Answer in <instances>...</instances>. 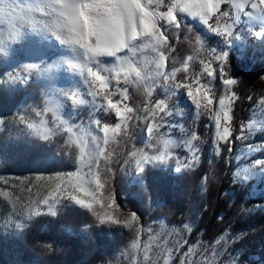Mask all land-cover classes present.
<instances>
[{
    "label": "snow or ice",
    "instance_id": "snow-or-ice-1",
    "mask_svg": "<svg viewBox=\"0 0 264 264\" xmlns=\"http://www.w3.org/2000/svg\"><path fill=\"white\" fill-rule=\"evenodd\" d=\"M55 15H53V0H0V51L11 43L21 40L26 30L46 33L55 38L60 44L68 47L73 55L63 61L27 63L22 65L15 73L6 74L0 83L28 84L34 78L46 79L50 74L60 68L62 64L77 72L84 81L86 91L56 90L51 94L42 95L45 107L36 111L31 105L21 112L8 117L0 118V128L8 124L21 129L26 134L49 141L55 135L65 137L66 145H74L76 151H68L74 163L75 170L66 173L37 175L35 180H29L32 187L39 189L43 186L46 194L38 196L32 206L26 210L28 219L33 215L47 214L56 216L55 205L61 200L68 199L79 207L88 210L99 224H116L131 229L136 224L135 239L131 248L134 256L131 264H173L179 256V264H185V257L192 251L188 248L182 255L180 248L183 245L176 241L169 246L167 233L154 234L151 225L141 224V216L135 211H129L125 219L117 218L120 205L116 200L114 181L118 172H124L126 167H132L143 178L149 166L168 164L175 158V171L185 173L202 163L198 147L193 141L200 138L193 132L190 138L182 141L163 140L164 150L156 149L150 154L143 149H138L132 144L126 155L114 158L112 144L123 133L131 143L129 129L133 120L143 119L146 124V133L150 138L156 130L165 125V117L171 116L168 100L176 97L180 92H186L195 105L196 118L201 110L210 113L211 127L214 128L215 154L221 155V145L227 153L224 163L230 167L233 161V149L236 141H254L257 134L264 132V124H258L255 118L249 120L247 125L241 121L239 135L233 139L235 129L232 126L233 105L240 96L234 91L239 81L229 74L228 51L209 48L198 34L184 21L181 15L198 18L207 29L223 39L225 44H230L233 39H238V26L242 17H247L264 22V0H54ZM227 5L226 8L222 7ZM75 10V11H73ZM86 10V15L94 23L86 26L77 20L79 12ZM150 18L144 21V15ZM190 45L195 44L193 51L200 55L206 52L207 56L200 59L202 66L201 76L209 80H219L223 87V95L218 97V107L210 95L211 89L207 84L200 83L199 76L191 78L192 82L177 81L178 72H188L189 63L194 56L188 55L181 67H175L176 61L172 58V68L169 70L171 54L176 50L169 36L175 38L176 43L181 42V34ZM256 39H264V28L253 31ZM102 57H115L116 63L105 66ZM190 79L186 77V80ZM264 80V76L260 78ZM115 82V91L111 87ZM123 84V87H121ZM129 87L142 91L147 102L142 110L129 106ZM157 88L163 89L164 98L153 102V94ZM120 99L113 101V96ZM51 96V98H49ZM56 96L64 97L74 107L91 103L96 111L110 113L113 122H103L100 118L91 116L87 127L83 123H72L60 117L61 103ZM91 97V101L84 97ZM250 102H255L252 95H248ZM258 107L264 113V96L258 101ZM34 111L37 116L52 114V127L49 121L42 119L40 124L26 119V113ZM142 111L143 115H138ZM25 113V114H22ZM163 114V115H160ZM177 111V115H179ZM157 117L161 123H156ZM58 121V122H57ZM168 127H176L168 124ZM183 130V129H182ZM185 146L188 155L183 159L169 149ZM248 153L264 150V143H251L246 146ZM212 164V160H208ZM251 169L264 170V160L252 161ZM241 171L244 173L240 175ZM249 169L232 173L233 182H241L240 178L248 179ZM208 180V174H203L201 183ZM19 178L11 183L16 186ZM0 183L9 185V179L0 177ZM144 184V190L147 191ZM107 188L108 195L105 196ZM31 192V188L28 189ZM5 195H7L5 193ZM103 209L104 211L97 210ZM47 209L44 213L42 210ZM264 208L262 204H255L250 211ZM13 213L17 214V205L12 204ZM23 214V213H20ZM16 228L24 230L27 225L22 220L10 218ZM222 220L223 217H220ZM155 222V221H154ZM86 228L91 225H85ZM188 227V225H184ZM175 231V229L173 230ZM191 231V229H189ZM142 237L147 240L141 244ZM163 239V243L157 241ZM224 241L222 253H228V241L224 237L217 239L219 245ZM186 244L187 241H184ZM175 254V255H174ZM217 253L213 251V256ZM107 264H112L109 260ZM230 264H239V257L231 260Z\"/></svg>",
    "mask_w": 264,
    "mask_h": 264
},
{
    "label": "rangeland",
    "instance_id": "rangeland-1",
    "mask_svg": "<svg viewBox=\"0 0 264 264\" xmlns=\"http://www.w3.org/2000/svg\"><path fill=\"white\" fill-rule=\"evenodd\" d=\"M22 2L28 3L30 0H22ZM222 7L226 8L227 5ZM180 19L187 21L186 23L196 32L195 34L201 37L207 47L215 48L210 43L213 37H218L223 41L221 37L210 32L198 18L181 15ZM243 19L251 24L260 22L247 17H242ZM262 23L264 24V22ZM185 35L187 33L182 32L180 43H176L175 38L169 36L176 49L171 54L169 70L172 68V58L176 61L175 67H181L187 60V56L193 55V61L188 62V72H178L176 80L192 82L191 78L199 76L200 83L207 84L211 89L210 95L218 107V97L223 95L221 82L218 79L209 80L206 76L200 75L202 66L199 61L206 57L207 53L202 52L197 55L193 51L194 42L190 45L184 40ZM249 42L255 46H261L264 39H256L255 36H252L249 40L241 38L238 41L243 45ZM72 55L73 53L68 47L60 44L48 34L26 30L21 40L9 44L3 51H0V80H3L9 72L15 73L24 64H39L41 62L51 64L54 61L70 58ZM101 62L105 66H111L116 63V60L115 57H102ZM229 74L235 78L232 72ZM186 77L190 79L186 80ZM56 90H79L83 93L86 91V86L83 78L77 72L70 70L66 64H62L46 79L34 77L26 85L19 82L0 83V118L12 116L30 105L36 111L42 112L45 107L42 95L54 93ZM111 90L115 91V82H113ZM164 95L163 89L157 88L152 97L153 102L164 98ZM117 97L120 99L118 95ZM55 98L61 103L60 117L62 119L76 124L83 123L85 127H87L91 116L100 118L103 122H113V116L110 113L96 111L95 105L91 103L76 108L62 96ZM84 98L89 101L92 99L87 96ZM113 101L116 100L113 99ZM146 102L147 97L142 91L129 87V99L126 101L129 106L142 110ZM168 103L172 115L165 117L166 126L156 130L153 138H150L146 133L144 120H133L129 129L131 143H127L128 137L121 133L111 146L114 158L126 155L132 144H135L138 149L153 154L156 149L164 150L163 140L182 141L190 138L194 131L184 122L186 121L187 106L193 104L191 99L186 92H180L176 97H171ZM177 111H179V115H177ZM22 114L25 113L22 112ZM137 114L143 115L142 111H138ZM253 118L257 120L258 124H264V113L260 109ZM26 119L37 124L45 119L49 121L48 126L52 127L53 118L50 112L37 116L34 111H29L26 113ZM156 123H161L158 117ZM168 124H174L176 127H168ZM23 127L24 125L17 127L10 123L4 128H0V177L10 181L9 185L0 183V264H99L101 261L103 264H107L109 260L112 261V264H131L134 256L131 244L135 239V223L131 229L116 224H99L88 210L68 199H63L55 205L57 211L55 217L41 214L33 215L31 219L27 218V208L32 206L36 211L32 202L36 201L38 196L46 194L43 186L38 191L28 181H34L35 177L41 174L74 171L76 166L69 157L68 151H76V149L74 145L65 144L64 136L55 135L49 141H44L22 132ZM210 131V146H206L200 139L193 141V145L200 149L197 154L201 157L202 163L192 170L177 173L174 158L168 164L149 166L143 178L136 173L134 168L126 167L124 172H118L114 181L116 200L120 205V211L116 213L117 218L123 220L129 211H135L141 216L140 223L145 226L151 225L154 234L160 233L163 228L167 233L169 246H172L176 241L183 245L180 248L181 255L188 248L192 249L185 257V264H230L231 260L235 258L233 254H221L224 247L223 240L219 245L205 242L203 239L189 241L192 232L197 228V220L205 208V197L209 185L220 181L226 170L232 169V172L235 173L249 169L248 179L244 180L241 177V182L238 183H253L250 197L251 209L255 204L264 205V170L250 168L251 162L258 160L254 156L263 150L248 153L246 146H239L230 167L224 163L227 158V153L223 150L225 145H221V155L216 156L213 143L214 128L211 126ZM169 150L175 155H179L181 159L189 154L183 145L172 147ZM209 159L212 160L211 165L208 164ZM205 173L208 174V180L201 183ZM240 175L243 176L244 173L241 171ZM16 178H19V182L15 187H12L11 183L15 182ZM144 184L148 186L147 191L144 190ZM29 188H31V192L28 191ZM104 194L108 195L107 188ZM13 202L17 205V214L13 213ZM97 210L101 213L104 211L99 209V206H97ZM42 211L46 213L47 209ZM77 214H84L87 219L78 221L75 219ZM13 216L16 220H22L27 227L24 230L16 228L10 219ZM85 225H91V227L86 228ZM184 225H188V227L186 228ZM174 229L175 231H173ZM146 240V237H142V246ZM38 241L52 243L53 247L57 248L58 254L44 255L42 248L37 246ZM184 241L187 243L185 244ZM157 242L162 244L164 241L160 239ZM25 246H30L32 252H27ZM214 250L217 253L215 256H213ZM79 258L81 262L77 263ZM173 264H179V256L174 259ZM239 264L244 263L239 261Z\"/></svg>",
    "mask_w": 264,
    "mask_h": 264
},
{
    "label": "trees",
    "instance_id": "trees-1",
    "mask_svg": "<svg viewBox=\"0 0 264 264\" xmlns=\"http://www.w3.org/2000/svg\"><path fill=\"white\" fill-rule=\"evenodd\" d=\"M184 21V20H182ZM187 22L186 20L184 21ZM264 28L262 22L249 23L242 20L238 26V39H233L230 44H225L218 37H213L210 43L217 50L228 51L229 73H233L238 79V86L234 91L240 96L233 105L232 126L235 129L233 139L239 135L241 121L245 125L260 109L259 99L264 96V43L255 46L250 42L246 45L239 44V39H250L253 31ZM253 96L255 102H250L247 97ZM118 100L117 96H113ZM185 125H188L206 145H211V119L210 113L201 110L199 118H196L194 104L186 109ZM251 143H264V132L257 134L254 141H236L233 149V160L237 155L239 146H247ZM255 159L264 160V150L257 153ZM233 162V161H232ZM232 169L226 170L218 182L209 185L205 197V208L197 220V228L190 236L189 241L194 242L203 239L205 242L215 243L220 237L228 240V251L244 264H264V209L250 211V197L252 182L248 184L233 182ZM220 217H223L221 220ZM78 221H85L87 216L77 214ZM26 245V244H25ZM27 252H32L30 246H25ZM34 251V250H33ZM79 258L77 263H80Z\"/></svg>",
    "mask_w": 264,
    "mask_h": 264
},
{
    "label": "clouds",
    "instance_id": "clouds-1",
    "mask_svg": "<svg viewBox=\"0 0 264 264\" xmlns=\"http://www.w3.org/2000/svg\"><path fill=\"white\" fill-rule=\"evenodd\" d=\"M75 11V10H73ZM53 15H55V5H54V0H53V9H52ZM77 20H81L85 23L86 26H91L94 21L91 20L90 17L86 15V10H82L79 12L78 16L76 17ZM150 20L149 16L147 14L144 15V21L145 23H148ZM55 217V216H53ZM37 246L42 248L43 254L46 256H53L55 254H58L57 248H54L52 243L50 242H37ZM62 251V250H60ZM99 264H103V262H99Z\"/></svg>",
    "mask_w": 264,
    "mask_h": 264
}]
</instances>
